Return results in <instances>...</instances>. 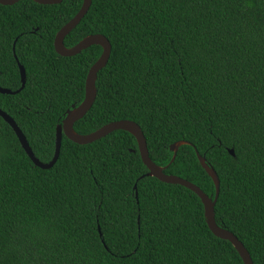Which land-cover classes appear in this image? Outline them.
Instances as JSON below:
<instances>
[{
	"label": "trees",
	"instance_id": "1",
	"mask_svg": "<svg viewBox=\"0 0 264 264\" xmlns=\"http://www.w3.org/2000/svg\"><path fill=\"white\" fill-rule=\"evenodd\" d=\"M82 1L0 5V87L21 88L18 63L26 73L19 94H0V110L45 164L102 54L54 50ZM97 34L111 55L74 131L130 120L154 164L214 199L198 153L220 182L216 224L264 264V0H92L64 45ZM177 142L187 144L170 164ZM147 173L124 131L88 145L63 135L57 162L42 170L0 117V264H243L210 232L193 192Z\"/></svg>",
	"mask_w": 264,
	"mask_h": 264
},
{
	"label": "water",
	"instance_id": "2",
	"mask_svg": "<svg viewBox=\"0 0 264 264\" xmlns=\"http://www.w3.org/2000/svg\"><path fill=\"white\" fill-rule=\"evenodd\" d=\"M20 1H23V0H0V5L12 6ZM29 1H32L36 4L43 5V6L59 5L63 2V0H29ZM91 4H92V0H83L79 12L75 15V17L72 20H70L67 24H65L59 30V32L56 34L55 39H54V50L56 54L61 57L68 58V57L76 56L80 54L82 51L92 46L100 47L102 49V54L88 72L86 83H85L84 100L78 106H75V105L72 106L71 109L65 113V117L61 125L57 126L55 152H54L53 159L47 164L42 163L39 159H37L34 156L25 136L23 135L21 130L18 128L15 121L2 110H0V117L13 130L22 149L27 154L28 158L31 160L34 166L42 170L51 169L57 162L59 155H60L61 142H62L63 135L68 140H70L71 142L75 144L88 145V144H91L95 141H98L108 136L109 134L115 131H124V132L129 133L135 138L137 142L140 158L144 166L148 170V173L145 176L155 178L158 181L165 183V184L181 186L193 192L200 199L204 207L205 219H206V223H207V226L210 232L216 238L229 242L233 246V248L236 250L240 258L242 259L243 264H253L248 251L245 249L244 245L237 239V237L231 232H229L228 230L222 227H219L216 224L214 208L218 200V196H219L220 182H219L216 172L206 164L205 158L201 157L198 153H196L199 163L201 164L202 168L206 171L208 176L212 179L215 185L214 199L208 197L206 194L203 193V191H201L200 188L188 182L187 180H184L177 176L166 175L164 173L166 168H162L154 164L152 160L149 158L146 140L143 135V132L141 131V128L136 123L130 120H119V121L111 122L99 128L95 132L87 134V135H80L74 131V124L85 117V115L90 111V109L92 108L95 102V99L97 96V90H96L97 75L102 69L106 67L109 61L110 55H111L110 42L108 41L106 37L100 34L87 36L72 48H66L64 45L65 38L80 24L82 19L88 13L91 7ZM18 67L20 71L21 88L17 91H12L10 89L0 87V94L16 95V94H19L24 89L25 84H26L25 69L19 63H18ZM186 144L187 143L185 142H177L170 146V151L173 153V158L170 164L174 162L179 148ZM229 154L232 157H234L235 156L234 150L232 149L229 150Z\"/></svg>",
	"mask_w": 264,
	"mask_h": 264
}]
</instances>
